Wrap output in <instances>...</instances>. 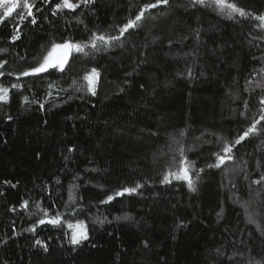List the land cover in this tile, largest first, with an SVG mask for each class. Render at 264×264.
Returning <instances> with one entry per match:
<instances>
[{"label": "trees", "instance_id": "16d2710c", "mask_svg": "<svg viewBox=\"0 0 264 264\" xmlns=\"http://www.w3.org/2000/svg\"><path fill=\"white\" fill-rule=\"evenodd\" d=\"M59 2L0 23V264H264V0H169L123 33L157 0ZM65 41L88 46L21 75Z\"/></svg>", "mask_w": 264, "mask_h": 264}, {"label": "snow or ice", "instance_id": "6c2138e0", "mask_svg": "<svg viewBox=\"0 0 264 264\" xmlns=\"http://www.w3.org/2000/svg\"><path fill=\"white\" fill-rule=\"evenodd\" d=\"M169 2V0H157V3H147L144 5V11H141L134 20H129L128 23L124 26V28L121 29V32H125L127 31L129 28H133L135 26H137V22L140 21L145 14V11L151 9V8H155L157 7L159 4H165L167 5ZM211 2L218 6L221 10L224 9H230L231 12L233 13H239L241 16H245L248 15V13H246L242 8L237 7L234 3H229L228 0H211ZM80 3L83 4H90V3H94V0H80ZM80 3H72L70 2V0H60L59 3H57L55 5V9L58 10H62L64 8H68V9H72L75 10L76 8H78L80 6ZM195 4H205L206 0H194ZM0 6L4 7L5 11L2 17H0V23L3 22L4 18H7L8 16H10L14 10V8H16L18 5L16 3H9V0H0ZM34 5L27 3V0H25V4L24 7L27 8V15L28 16H33L32 13V7ZM256 19L260 20V21H264V16H257ZM33 24L36 23V19L33 16V19L31 21ZM19 38V35L17 34L16 36H13L12 39L16 40ZM113 39H118V37H105L103 35L100 36H94L91 43V46L93 48L96 47V41H102V42H110ZM87 44H81V43H73L70 41H65L63 43H53L51 46V50L47 52V55L44 56L43 61L41 63L38 64V66L31 68L28 71H24L23 73H21V75L24 76H28V75H37L43 72H47L49 69L52 68H56L59 69L61 71H63L65 64L68 61V57L71 54L72 51H76V52H84L85 47H87ZM7 49H0V52H6ZM58 51H62V55L56 56V53ZM4 65L0 64V68H2ZM0 75H3V73H0ZM92 76L98 77L99 73L96 72L95 69L92 70ZM92 76H85V79L89 81V84L91 86V91L92 94L95 95V87H94V81L92 79ZM13 88H17L20 87V85L14 84L12 85ZM9 98V89L5 88V87H0V101H4L7 102ZM27 99V98H25ZM261 119L264 120V116H261ZM257 123H259V121H257ZM255 131V125H253L252 128H250L248 130V132H245L244 136H247L249 133L254 132ZM244 137H240V139H238L235 143H240V140H242ZM223 152L225 153H231L232 152V148L230 146H225L222 149ZM218 159H219V164L216 165H210V167L215 166V167H219L220 164H223L225 162L226 157L220 155L219 153L217 154ZM227 159H232L231 155L227 156ZM170 175H175L176 179H185L189 181V187L192 188V181L189 178V174L187 169L182 170V174H176V173H170ZM264 180V176L261 177L260 180L255 181V183H261V181ZM194 190V189H193ZM135 189H124L123 191L117 192L115 193V196H122L124 195L125 192L127 193H132L134 192ZM112 199H114V196H109L108 200L111 201ZM27 201L24 202V207H27ZM50 223L59 225L60 224V220L59 218H56L54 220L49 221ZM250 222H255L253 220L250 219ZM41 223H44L43 220H41ZM69 228L72 229H80L79 232L77 231H73L72 237H71V243L76 244L79 243L81 240L87 239V233H86V228L83 224V221L78 222L77 224L73 225V224H69L68 225ZM37 243H39V241H37Z\"/></svg>", "mask_w": 264, "mask_h": 264}, {"label": "rangeland", "instance_id": "374dc122", "mask_svg": "<svg viewBox=\"0 0 264 264\" xmlns=\"http://www.w3.org/2000/svg\"><path fill=\"white\" fill-rule=\"evenodd\" d=\"M17 0H9V3H15ZM220 9V8H219ZM221 10V9H220ZM225 10V9H224ZM59 55H62V51H58L57 53H56V56H59ZM77 224V223H76ZM84 224V223H83ZM75 225V224H74ZM84 226H85V224H84ZM77 231V232H79L80 231V229H73V231ZM82 241V240H81ZM77 244V243H76Z\"/></svg>", "mask_w": 264, "mask_h": 264}]
</instances>
